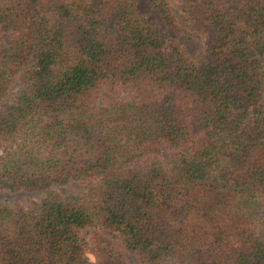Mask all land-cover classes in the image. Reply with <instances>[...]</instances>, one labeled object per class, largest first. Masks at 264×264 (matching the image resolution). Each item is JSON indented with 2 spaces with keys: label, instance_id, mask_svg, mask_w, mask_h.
I'll return each mask as SVG.
<instances>
[{
  "label": "trees",
  "instance_id": "trees-1",
  "mask_svg": "<svg viewBox=\"0 0 264 264\" xmlns=\"http://www.w3.org/2000/svg\"><path fill=\"white\" fill-rule=\"evenodd\" d=\"M137 2L0 0V264H264V0Z\"/></svg>",
  "mask_w": 264,
  "mask_h": 264
},
{
  "label": "rangeland",
  "instance_id": "rangeland-1",
  "mask_svg": "<svg viewBox=\"0 0 264 264\" xmlns=\"http://www.w3.org/2000/svg\"><path fill=\"white\" fill-rule=\"evenodd\" d=\"M166 1L168 2V5L172 9L179 23L178 29L176 30L169 29L167 32L180 42L181 46L189 56L195 57L196 55H199L203 51V43L201 36H198L197 34L188 30L185 27V22L182 16L179 0H166ZM137 6L138 9L141 11H147V12L149 11L147 14L148 18L155 16L154 12L150 11L149 6L147 4V0H138ZM4 41H5V37L3 35L2 40H0V44L3 43ZM163 155L165 157H169L170 153L165 151L163 152ZM59 190L63 191L64 187H59ZM39 195L40 192L38 191H26V190H18L15 192L0 191V200L1 199H7L9 201L18 200L21 203H24L27 201V199L37 198ZM125 255L130 264H136L133 255L129 251L125 250Z\"/></svg>",
  "mask_w": 264,
  "mask_h": 264
}]
</instances>
